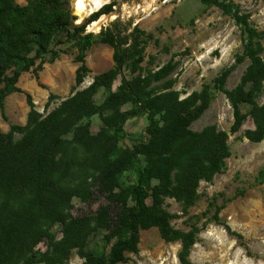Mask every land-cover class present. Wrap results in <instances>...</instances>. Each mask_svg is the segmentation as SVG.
<instances>
[{
    "label": "trees",
    "instance_id": "16d2710c",
    "mask_svg": "<svg viewBox=\"0 0 264 264\" xmlns=\"http://www.w3.org/2000/svg\"><path fill=\"white\" fill-rule=\"evenodd\" d=\"M201 2L216 5L243 24L247 41L237 62L245 58L250 61L242 81L249 88L244 92L241 85L234 92H227L234 106L230 132L238 131L245 119L236 101L248 103L255 129L245 131V136L259 142L264 136V104L258 106L255 97L264 92V63L258 56L263 50L260 40L264 35L251 27L233 4L219 0ZM66 6V0H27L24 5L16 0H0V110L7 95L23 92L17 86L21 72L33 66L36 59L40 68L46 56L48 62L59 57L61 36L77 46L75 86L83 81L87 72L85 52L95 43L92 33L83 32L88 23L112 5H105L80 24H74L75 17ZM100 41L115 49V67L96 76L88 87L62 100L46 115L34 109L30 95L25 93L30 107L26 124L11 125L5 133L0 131V264H63L74 247L82 264H123L127 252L138 251L140 230L150 227L157 228L164 241L180 243L179 264H194L189 255L206 221L221 225L243 245L242 235L220 218L222 205L214 199L209 203L213 213L201 227L188 230L172 226V216L162 209L165 197L175 198L184 208L193 204L199 181L210 182L225 169L224 160L230 155L227 133L214 126L198 132L190 129L209 106V86L182 100L161 94L154 101L148 98L145 87L151 79L164 76L163 68L146 79L125 85L123 90L109 93L99 105L103 127L93 134L89 122L83 120L93 107L94 94L99 88L110 86L125 57L114 36L101 37ZM231 69L221 72L214 88L225 91L223 85ZM129 100L155 108L161 113V120L160 124L149 126L147 142L120 149L117 140L124 123L134 114L120 111ZM108 129L113 133L109 134ZM130 166L135 167V183L116 190L118 177ZM152 180L157 183L151 185ZM91 183H96L98 192L116 204L114 219H110L107 206L95 216H73L72 197L88 190ZM55 224L63 231L59 241L51 231ZM98 227L107 231V242L113 239L108 252L84 247L86 236ZM43 240L47 241V250L41 253L34 247Z\"/></svg>",
    "mask_w": 264,
    "mask_h": 264
},
{
    "label": "rangeland",
    "instance_id": "374dc122",
    "mask_svg": "<svg viewBox=\"0 0 264 264\" xmlns=\"http://www.w3.org/2000/svg\"><path fill=\"white\" fill-rule=\"evenodd\" d=\"M72 1L66 0V7L75 17L74 24H80L88 17L78 23ZM111 1L105 4H111V9L100 12L83 32L92 33L95 38V43L85 52L87 72L83 81L75 86V72L79 66L74 59L77 46L73 40L61 36L59 57L48 62L46 56L40 68L37 67L39 59H36L34 65L21 72L18 78L17 86L23 92L11 93L4 98L0 110V131L5 133L11 125L26 124L30 107L25 93L30 95L34 109L46 115L62 100L88 87L96 76L115 67V49L100 41L101 37L114 36L119 51H125L124 62L110 86L101 87L94 94L93 107L83 122L88 121L90 132L96 134L103 127L99 105L109 93L123 90L125 85L146 79L163 68L164 76L159 80L151 79L145 87L148 98L154 101L161 94L182 100L200 92L205 85L209 86L212 94L209 106L190 125V129L198 132L214 126L227 133L230 155L224 160L225 169L215 174L210 182L199 181L193 204L184 208L175 198L165 197L162 209L172 216V226L188 230L192 226L201 227L213 213L209 203L214 199L217 205H222L220 218L242 235L243 245L236 237L228 235L221 225L206 221L191 249L190 260L194 264H264V179L259 181L264 177V136L259 142L245 136V131L255 129L250 104L236 101L237 109L245 119L238 131L230 132L234 106L233 98L227 92L232 93L241 85L244 92L249 88V84L243 85L242 81L250 61L245 58L237 62V56L242 54L247 41L243 24L216 5H206L201 0ZM219 1L233 4L239 15L264 35V0ZM16 2L24 5L27 0ZM100 16H105V20L97 28L93 27L92 23ZM260 41L263 50L258 56L264 63V37ZM228 68L232 69L223 85L225 91L214 88L215 79ZM255 102L258 106L264 104L263 91L255 97ZM120 111L134 113L124 123L117 140L116 145L120 149L147 142L149 126L154 122L160 124L161 113L138 100L127 101ZM108 130L109 134L113 133L112 129ZM135 177V167H128L118 177L116 190L135 183ZM156 183V180L151 181V185ZM71 203L75 218L95 216L101 207L107 206L110 219H114L117 211L116 204L98 192L96 183H91L88 190L72 197ZM128 203L131 204L130 197ZM147 203H151L150 197ZM51 231L56 241L63 238L59 224H55ZM106 233L100 227L90 231L86 236L85 249L108 252L113 239L107 242ZM34 249L45 252L47 241L39 242ZM179 249L178 241H164L157 228L142 229L138 251L127 252V261L123 264H179ZM82 262L77 247H74L63 264Z\"/></svg>",
    "mask_w": 264,
    "mask_h": 264
},
{
    "label": "bare ground",
    "instance_id": "6f19581e",
    "mask_svg": "<svg viewBox=\"0 0 264 264\" xmlns=\"http://www.w3.org/2000/svg\"><path fill=\"white\" fill-rule=\"evenodd\" d=\"M108 1L109 0H73L74 13L78 17L76 19L77 22L99 11ZM104 20L105 16H100L97 21L92 23V26L97 28Z\"/></svg>",
    "mask_w": 264,
    "mask_h": 264
},
{
    "label": "flooded vegetation",
    "instance_id": "af4514ba",
    "mask_svg": "<svg viewBox=\"0 0 264 264\" xmlns=\"http://www.w3.org/2000/svg\"><path fill=\"white\" fill-rule=\"evenodd\" d=\"M113 1H114V0H112L111 2H113ZM108 2H109V1H108ZM105 4H106V3H105ZM105 4H104V5H105Z\"/></svg>",
    "mask_w": 264,
    "mask_h": 264
},
{
    "label": "water",
    "instance_id": "95a60500",
    "mask_svg": "<svg viewBox=\"0 0 264 264\" xmlns=\"http://www.w3.org/2000/svg\"><path fill=\"white\" fill-rule=\"evenodd\" d=\"M81 21H79L78 23H80Z\"/></svg>",
    "mask_w": 264,
    "mask_h": 264
}]
</instances>
